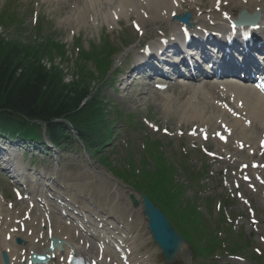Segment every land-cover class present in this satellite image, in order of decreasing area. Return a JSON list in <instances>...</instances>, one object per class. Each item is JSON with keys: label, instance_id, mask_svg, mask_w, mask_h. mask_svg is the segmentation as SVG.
Wrapping results in <instances>:
<instances>
[{"label": "bare ground", "instance_id": "1", "mask_svg": "<svg viewBox=\"0 0 264 264\" xmlns=\"http://www.w3.org/2000/svg\"><path fill=\"white\" fill-rule=\"evenodd\" d=\"M210 2H213V0H208ZM207 1V2H208ZM113 2V3H112ZM195 2H199V0H195ZM85 6L84 9H82L79 6H76L75 8H72V12L70 13L71 16L76 15V20L81 21L82 18L86 15H100L105 21H110L111 24L114 22L113 16H110V12L114 11V13L118 14L119 16L126 17L127 15H131L133 12L131 11V8H134L137 6V4H141V9L143 7H146V4H148V7L152 10L151 15L149 19H145L140 13L137 12L136 19L141 23L142 26L146 25H152V24H160L165 25V22L167 21L168 17H170L171 13V7L170 4L172 3V0H87L84 2ZM238 6H242L249 11H255L256 8H259L261 11V18L264 19V0H246V3H243L240 1ZM252 8V10H250ZM103 9L106 11L108 10L107 14L104 16L102 15ZM166 9V16L162 15L164 11L158 12V10ZM120 11V12H119ZM171 18V17H170ZM197 25H207L208 23L207 19L204 17L197 18ZM147 30H151L150 27L147 28ZM145 34V33H144ZM180 92H182V89L179 90L176 99L178 98L182 99L183 96H180ZM146 93H150L146 92ZM220 96L226 95V99L228 100L230 98V94L219 91ZM239 97H243L245 100H249L247 98V95H239ZM218 101H223L222 97L221 99H217ZM183 106H190V107H199L203 109H207L209 106V100H203L201 98L195 99H189L187 100ZM166 108H170V106H167ZM204 110L202 111V115L199 111H193L192 114H187L184 116L183 114H175L176 117L179 118L180 126H188L190 125L191 121H201L204 118ZM171 116L174 117V115L171 113ZM179 115V116H178ZM251 119V118H250ZM254 120L255 123L252 122L251 127H257L258 122L261 121L264 123V115L260 112H256L254 114ZM248 129V128H245ZM238 130V127H236V131ZM244 130V129H243ZM247 140L250 139V137H245ZM16 211H13V213ZM88 214V212H86ZM36 215V212L34 216ZM12 214L9 209L4 207L2 198H0V253L3 250L10 249L9 251V263L8 264H23L22 257H19L22 250L26 253H29L31 250H41L44 251L49 247V239L48 234L50 232H47L48 229L42 228V221L39 220V223L37 222V226H34V221L36 220L33 218L31 222H28V225L30 229L33 230V236H29L27 234L28 228L25 229V231H22L19 229V227H14V224L10 221ZM15 216V215H14ZM88 221L84 222V229H81L78 225H66V221H61L60 218L53 219L49 222L52 227V234L54 237H57L59 239H62L68 243L64 244V249L62 251H59L56 249L55 255L53 257V264H67V258L68 255L71 253V250H73L76 253H80L83 255H88L90 257H94L96 259H99L104 264H117L118 262L115 258L116 255L113 254L115 252L113 249L109 250H103V252L99 251V244L97 242H105L106 238H109L107 236H103V233L100 231L93 230L94 234L90 233L87 229L91 230V228L88 226L91 224V218L92 216H87ZM26 224V223H25ZM48 224V225H49ZM26 224V227H28ZM10 227H14L13 232L10 231ZM47 230V231H46ZM43 232V235L40 236V233ZM95 237H93V236ZM17 236L23 237V244L16 245L13 241L14 238ZM37 239V241H36ZM35 241V242H34ZM130 248V245L127 246ZM45 252V251H44ZM51 254V252H49ZM18 256V257H17ZM0 264H6L3 262L1 256H0Z\"/></svg>", "mask_w": 264, "mask_h": 264}, {"label": "rangeland", "instance_id": "2", "mask_svg": "<svg viewBox=\"0 0 264 264\" xmlns=\"http://www.w3.org/2000/svg\"><path fill=\"white\" fill-rule=\"evenodd\" d=\"M13 1V0H12ZM41 0H38V3ZM71 3H66L65 5H62L61 3H56L53 2L50 5V10H51V14L52 17H46L48 22L51 25V28L48 29L49 31L52 30L54 33L51 34L50 36L52 38H56V39H64V37L66 35H68V33H70V29L66 26V25H62L61 23L63 21H66V15L69 11V5ZM1 8V5H0ZM32 23L35 27H36V22L34 20V18L31 16L29 18H26V23L27 25L29 23ZM58 24L63 28L61 30H59ZM33 29V28H32ZM94 29L93 25L91 22H89L87 20V23L85 24L84 27V32H82V39L78 38L77 35L74 37V43L75 45L72 46V44L70 45V47L68 48V54L73 56V59H76V53L78 52V54L81 53L82 49L88 48V43L90 42H98L99 39V35L94 34L93 32H91ZM46 29H44L43 31H39L38 35L40 36V38H43L44 34H45ZM36 31H33L32 33H30V38L35 34ZM6 38L12 40L14 39V32L12 29H10V32L8 34H6ZM130 35V34H129ZM116 40H117V36H115ZM78 40H81L78 43ZM89 41V42H88ZM0 45L4 46L7 48L8 43L0 41ZM2 56V55H0ZM68 56V55H67ZM79 59V58H78ZM16 60H19L16 57ZM21 61V58L20 60ZM23 65L24 66H30V65H34V64H38L39 61H30V60H26L23 61ZM42 62V61H41ZM33 63V64H32ZM47 68H55L58 71H60L61 73H57V75L59 77L64 78L65 79H69L70 77H68L67 75H70V73H72L73 75L75 74L79 79L80 78V74L82 73H86L89 74L91 71H94V66L93 65H87L88 68L84 67L83 64L86 63V61H81L82 63V67H77L78 65L74 66L71 62V60H65L62 61V59H60L59 57H56L55 61H54V65L48 63V61L43 62ZM24 72V70L22 69V73ZM95 74L97 72H94ZM62 74V75H61ZM63 76V77H62ZM71 76V75H70ZM29 76L24 77L25 79H27ZM98 81H100L98 79V77L96 76H92L91 77V91L92 93H97V95H101L103 93V89L99 88V84ZM102 84V83H101ZM100 84V85H101ZM104 95L106 97L112 95V93H107V90L104 89ZM163 97H167V96H163ZM111 101L113 103H115V105L117 106L118 109H120L121 111L125 112V113H133L135 116H137L138 119H141L142 121L144 120V118H146L148 121L159 125L160 127V132L158 133L159 138H162L164 140H166L167 138L161 133V130L163 128H168L170 130L176 131V129H178V127L180 129H183V127H180L176 124V122L172 121H167L166 125V116L163 114H160L161 112H159V116L154 115L153 109H148V111L146 110H141L142 107L138 108V109H134L133 105L129 104L128 102H124V99L119 100L117 98L111 99ZM161 100L157 98V104L160 103ZM151 110V114L148 113ZM154 112V113H153ZM158 114V113H156ZM114 118V117H113ZM115 127L119 126L118 122L115 123ZM116 132H118V129L116 130ZM141 135H144L143 133ZM123 133L120 135H117L116 133H112V142L108 143V145L105 146V148L102 149L103 153L100 154H96L94 155L91 159L83 157L82 158V154H76L75 153V149L73 150L72 153L70 152H66V153H60L63 157V162L66 163L65 167L66 170L63 169L62 173L60 175H66L68 177V179L73 182V184H77L79 186H81L82 188L84 187V193H88L89 196H92L94 198V200L96 202H99L100 205L98 206H103V204L107 203L109 201L110 198L115 197V194L112 193L113 189H114V185L115 182L114 181H108L109 177H114L113 173L111 172V170L109 169L110 167L108 166V162L110 161L111 164L113 163V165H123L124 162L128 159L129 152L124 148V143L126 141L129 140H135L136 137L134 135H129L126 136ZM187 140V139H186ZM183 141V142H182ZM171 143L172 146L168 149V151L170 152L171 150H174L176 152L185 150L186 147L188 146L189 148H192V144L188 143L186 144V142L180 138H173L171 139ZM133 157V161L135 162L134 165H132L133 169H136V166L139 167V159L140 156L139 154H131ZM192 157H198L197 154L193 153ZM82 161H79L81 160ZM105 163V164H103ZM105 165V167L103 166ZM200 166V164H198ZM127 166V163L125 164V167ZM101 171H104L105 175L100 174ZM1 183H6L4 181L1 180ZM77 185H75L74 187H78ZM2 189L6 188V185L1 184ZM92 193V195H90ZM7 195L9 196V193H7ZM13 198V197H12ZM98 204V203H97ZM167 212V211H166ZM167 214L170 216V214L167 212ZM147 232V231H146ZM145 239L150 240V237L148 234H144ZM151 241V240H150ZM155 248V246H154Z\"/></svg>", "mask_w": 264, "mask_h": 264}, {"label": "trees", "instance_id": "3", "mask_svg": "<svg viewBox=\"0 0 264 264\" xmlns=\"http://www.w3.org/2000/svg\"><path fill=\"white\" fill-rule=\"evenodd\" d=\"M14 60L11 53L0 56V108L7 115V109L19 111L28 118L47 121L52 131L58 132L59 126L50 122L53 118H82L92 108L91 102L81 106L86 94L83 89L60 86L41 67L26 72L27 79L22 74L18 76L22 64Z\"/></svg>", "mask_w": 264, "mask_h": 264}, {"label": "water", "instance_id": "4", "mask_svg": "<svg viewBox=\"0 0 264 264\" xmlns=\"http://www.w3.org/2000/svg\"><path fill=\"white\" fill-rule=\"evenodd\" d=\"M146 205V212H149L150 209V204L148 202H145ZM151 216H152V222L154 225L159 224L160 218L163 216L161 213H159L157 210L152 209L151 211Z\"/></svg>", "mask_w": 264, "mask_h": 264}]
</instances>
